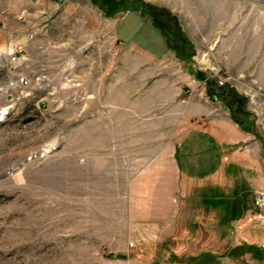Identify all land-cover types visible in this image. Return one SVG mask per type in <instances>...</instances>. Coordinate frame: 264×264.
Here are the masks:
<instances>
[{
  "label": "rangeland",
  "instance_id": "374dc122",
  "mask_svg": "<svg viewBox=\"0 0 264 264\" xmlns=\"http://www.w3.org/2000/svg\"><path fill=\"white\" fill-rule=\"evenodd\" d=\"M138 3L110 14L99 0H0V264H127L136 252L105 250L134 212L127 184L152 188L172 167L176 139L207 122L190 125V108L264 124V0ZM181 186L197 212L184 225L209 228L219 259L258 224L230 221L233 183ZM152 254L172 264L173 252Z\"/></svg>",
  "mask_w": 264,
  "mask_h": 264
},
{
  "label": "crops",
  "instance_id": "0c3cea01",
  "mask_svg": "<svg viewBox=\"0 0 264 264\" xmlns=\"http://www.w3.org/2000/svg\"><path fill=\"white\" fill-rule=\"evenodd\" d=\"M203 116L207 118L206 123L198 121L176 139L171 152L172 167L167 170L160 168L159 179L153 189L146 181L145 185L139 181L137 186H144L143 190L133 191L131 182L135 188L137 180L128 182L127 187L131 190L129 205L133 202L134 212H130L133 214L128 217L126 230L118 240L111 235L105 240L106 251L138 254L137 257L129 256L127 264H168L170 261L161 262L152 253L159 252L164 257L170 251L174 253L172 264H227L225 259L238 260L243 256H248L250 263L264 264V225L251 224L237 230L245 243L225 251L219 259L211 253L209 228L204 225L196 229L183 223L184 220H193L194 223L197 213L194 207L184 205L186 202L180 195V192H185L183 184L188 190L192 183L200 181L213 180L227 186L233 183L232 196L228 201L229 218L237 223L241 217L251 219L255 215L254 193L264 191V136L259 133L264 132V124L256 123V137L232 120L226 106L216 112L209 106L203 109L191 107L187 120L191 125L190 121ZM147 173L144 174L148 176ZM208 203L215 206L213 200ZM184 236L186 241L182 242ZM129 243L133 246L128 247ZM246 247L256 250H247ZM231 252L234 254L227 256ZM212 255L215 256L214 263L211 262ZM221 259L224 262H219Z\"/></svg>",
  "mask_w": 264,
  "mask_h": 264
},
{
  "label": "trees",
  "instance_id": "16d2710c",
  "mask_svg": "<svg viewBox=\"0 0 264 264\" xmlns=\"http://www.w3.org/2000/svg\"><path fill=\"white\" fill-rule=\"evenodd\" d=\"M99 1H102L103 3L106 4L105 6H107V9H108V11H110V14L124 12V11H136V10L141 9L142 5H143L142 3H138V0H118V1L99 0ZM165 46H166V44H165ZM189 57L190 56L186 54V56H185L186 60H189ZM194 76L196 78V81L203 82L206 84L208 97H210L212 99H216L217 97H219V96H217V94H215L213 92L212 83L208 79H206L202 73H195ZM223 94H225V93H223ZM228 109L230 110L232 120L238 126H240L242 129H244L248 132L255 134V136L257 137V134L254 132V130L250 128V124L248 123V119H247L246 115H244L242 118L238 119L236 117V115L234 114V112H232L230 107H228ZM262 145L264 147V142H262ZM246 248H247V250L248 249L256 250L253 247H246ZM214 261H215V256L212 255L211 256V262L214 263Z\"/></svg>",
  "mask_w": 264,
  "mask_h": 264
},
{
  "label": "built area",
  "instance_id": "2783aa9c",
  "mask_svg": "<svg viewBox=\"0 0 264 264\" xmlns=\"http://www.w3.org/2000/svg\"><path fill=\"white\" fill-rule=\"evenodd\" d=\"M65 2L69 3L72 1H77V0H32V2L35 5H38L42 7L43 5H46L48 3L50 4H55L58 5V2ZM10 55V54H8ZM11 56V55H10ZM5 55L0 53V66L3 64ZM11 61H15V57L10 58ZM20 83H23L24 85H27V81L24 77H21L19 79ZM222 85V83H220ZM253 207L256 209V213L254 215L255 221L258 222L259 225H264V191H257L254 193V198H253ZM132 246V245H130Z\"/></svg>",
  "mask_w": 264,
  "mask_h": 264
}]
</instances>
